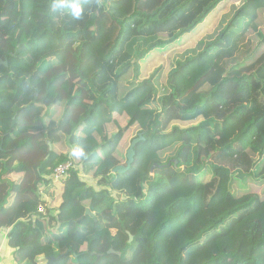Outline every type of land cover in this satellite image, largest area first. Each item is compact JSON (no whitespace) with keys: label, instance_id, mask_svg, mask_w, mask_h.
Masks as SVG:
<instances>
[{"label":"trees","instance_id":"1","mask_svg":"<svg viewBox=\"0 0 264 264\" xmlns=\"http://www.w3.org/2000/svg\"><path fill=\"white\" fill-rule=\"evenodd\" d=\"M0 224L21 264H264V0H0Z\"/></svg>","mask_w":264,"mask_h":264},{"label":"crops","instance_id":"2","mask_svg":"<svg viewBox=\"0 0 264 264\" xmlns=\"http://www.w3.org/2000/svg\"><path fill=\"white\" fill-rule=\"evenodd\" d=\"M48 146H49V143H48ZM51 147H52V145H51ZM49 150H50V147H49ZM17 162L15 163V166L18 164ZM3 180L7 184L11 185V184H13V182L17 181L18 178L13 174L12 170H8V172L5 174ZM59 187H61L62 190L61 191L59 190L58 202L62 203L61 197H62L63 188H64L63 186L55 185L51 180V182L48 184V186H42L40 188L39 197L42 201V205L45 206L46 211H47V216L40 214L44 218H49L52 216L54 217V213H53L54 208L51 206H52V204H54L57 201L54 202L51 199L52 194L50 192L53 189L54 190L59 189ZM8 198H9V203H12L13 201L16 200L17 193L13 191L12 194ZM10 232H11V229H6L3 227H0V264H21L15 255L16 249L9 246V234H10ZM54 253L55 252L53 251V249L52 250L47 249V250H45L44 256L39 257L38 260L43 261V264H48V260L53 259L52 256L54 255ZM45 261H47V263H44Z\"/></svg>","mask_w":264,"mask_h":264},{"label":"rangeland","instance_id":"3","mask_svg":"<svg viewBox=\"0 0 264 264\" xmlns=\"http://www.w3.org/2000/svg\"><path fill=\"white\" fill-rule=\"evenodd\" d=\"M169 55L168 54H163L162 52H153L150 53L147 57H145L141 62L140 65L142 66L143 70L141 72V82L143 81H147L149 76L154 72V70L158 69V68H162L165 65L168 66V61H169ZM169 70H172V68H168L166 69L165 73L167 74ZM141 82L139 84H141ZM146 83V82H145ZM160 87L156 86V89L158 90L159 93V97L162 96L164 93L159 90ZM158 99V98H157ZM152 119V116L150 114L145 115V117L143 118V122L145 124V126H147L148 122ZM79 171V174H75L77 175L78 180H76L75 182L78 183L80 186H96V179L93 177H89L87 176L83 169H77ZM70 177V176H69ZM219 177L222 179V181L224 182V188H226L225 186L228 183V175L225 174V172H219ZM59 190L61 191L62 188L59 187V189L56 190H52L50 193L52 194L51 199L55 202L54 204H52L51 207L54 208V217L58 216L61 212H62V203H59ZM227 191V188H226Z\"/></svg>","mask_w":264,"mask_h":264},{"label":"water","instance_id":"4","mask_svg":"<svg viewBox=\"0 0 264 264\" xmlns=\"http://www.w3.org/2000/svg\"><path fill=\"white\" fill-rule=\"evenodd\" d=\"M4 64L7 65V63H4ZM143 140H144V137H143L142 134H140V135L138 136V138H135V139L132 141V143H131V145H130L128 151H127V155H126L127 161H126V164H125V165H120V166L116 167V168L113 170V174H124V173H126V172H128V171L130 170V168H131V166H132V164L134 163V160H135V146H136L139 142H141V141H143ZM49 147H50V150H51V149H52V147H51V143H49ZM155 167H156V166H154V167L152 168V171L154 170ZM86 214H91V213L89 212V210H87V211H86ZM91 215H92V214H91ZM92 216H93V215H92ZM109 254H119V255H121V253H116L114 250H110V251H109ZM57 260H59V258H53V259H50V260H48V264H54Z\"/></svg>","mask_w":264,"mask_h":264},{"label":"built area","instance_id":"5","mask_svg":"<svg viewBox=\"0 0 264 264\" xmlns=\"http://www.w3.org/2000/svg\"><path fill=\"white\" fill-rule=\"evenodd\" d=\"M74 168L72 162L68 161L57 166L54 170L51 180L55 185L64 186L67 178L70 176L71 170ZM38 213L47 216L45 206L41 205L38 208Z\"/></svg>","mask_w":264,"mask_h":264},{"label":"clouds","instance_id":"6","mask_svg":"<svg viewBox=\"0 0 264 264\" xmlns=\"http://www.w3.org/2000/svg\"><path fill=\"white\" fill-rule=\"evenodd\" d=\"M57 7H64V4H57ZM71 8L73 10L74 17L79 19L81 18V15L83 13V7L79 3H73L71 5ZM74 155H82V150L81 151H76L73 153ZM64 187V186H63Z\"/></svg>","mask_w":264,"mask_h":264}]
</instances>
